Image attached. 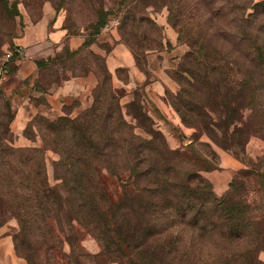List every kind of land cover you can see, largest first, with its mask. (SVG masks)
I'll return each instance as SVG.
<instances>
[{
    "label": "trees",
    "instance_id": "obj_1",
    "mask_svg": "<svg viewBox=\"0 0 264 264\" xmlns=\"http://www.w3.org/2000/svg\"><path fill=\"white\" fill-rule=\"evenodd\" d=\"M145 1L166 6L179 39L198 50L186 52L174 72L180 89L171 97L172 106L184 124L205 133L246 166L217 195L202 172L218 168V154L216 163L213 150L208 159L188 155L193 144L170 148L144 107L133 100L128 109L135 119L141 114L137 126L146 137L135 134L105 71L84 112L53 120L36 114L26 125L24 135L33 139L36 126L43 146L59 154L53 163L59 181L48 184L37 161L41 149L6 142L15 112L0 88V217H17L14 247L26 264H36L49 237L62 241L58 231L71 245L69 252H61L65 264H79V258L92 264H255L264 223L252 216L239 189L245 184L264 189V170L252 168L244 155L250 135L264 139V0ZM202 3L206 16L197 20ZM12 5L0 0V43L11 37L4 26L17 13ZM135 20L127 9L122 27ZM103 22L104 17L95 28ZM62 28L71 35L68 27ZM90 41L73 52L63 46L52 59L36 64L39 69L60 64L74 76L94 71L99 78L97 66L65 62ZM16 57L13 52L7 74L15 70ZM104 172L119 186L114 198L101 179ZM84 230L99 243L96 253L77 251L78 233Z\"/></svg>",
    "mask_w": 264,
    "mask_h": 264
},
{
    "label": "rangeland",
    "instance_id": "obj_2",
    "mask_svg": "<svg viewBox=\"0 0 264 264\" xmlns=\"http://www.w3.org/2000/svg\"><path fill=\"white\" fill-rule=\"evenodd\" d=\"M8 2L10 4H13L12 6H14V8L17 10V13L13 17H11L10 21L4 26L5 28H7L6 31L10 32L11 37L5 39L4 41H2V43H0V53L3 52L4 49L2 48L4 45H12V43L14 42V38L19 35L26 21L37 20L43 15V12L47 8L52 10V16L60 17L61 26L68 27L69 32L72 36H83L85 40H91V44H89L87 47H84L83 50H80L77 53L68 56L67 61H65L66 64L71 63V61H79L84 65H91L92 68L95 69L97 66L99 78L94 71L92 72L96 77V84L94 85V87L100 81V76L105 71H108L110 74L109 83L111 86V90L118 98V104L120 105L122 116L125 121L134 126V133L137 135L146 137V135L143 133V130L139 127L140 124L138 122V119L139 115L141 116V114L138 115V119H135L134 116L136 117V115L134 114L132 109L131 112L129 111L128 103L133 100L139 102L144 107L146 114H148L145 104L143 103L144 98L141 89H143L145 85L151 83L154 78H157V76H155L149 69L147 56L150 53H158L161 51L168 52L169 62L166 63L167 66L165 65L166 67H162V56H159L162 64L160 65L161 68H163L162 70L165 75H167L172 80V82L176 84V89L172 91L168 88H165L162 99L178 115L177 111L174 109L171 103V97H173L180 89V85L175 79L174 72L178 70L180 63L184 61V55L186 54V52L194 51L195 53H197L198 50L192 47L190 48L189 44L184 39H179L177 29L168 22V10L166 6L157 7L151 4L145 5V0H8ZM127 9L131 10V13L133 16H135L136 20L132 22L129 21V25L124 28L122 27L121 19L126 14ZM198 14L200 16H196L197 20H203L205 18L204 16H206V7L203 5V3L199 5ZM103 17L104 22L102 26H98L95 28L99 20ZM139 18L150 19L152 23L139 21ZM113 19L116 21L115 25L109 30H105L104 25ZM130 24L132 25L131 30ZM166 30L173 31L174 38L172 40L168 39ZM94 43L98 45L101 50L100 52L95 53L90 50V46ZM116 45H123L130 51L136 61L138 69L146 76L144 86L139 87L135 90L138 91L137 96L134 95L135 91H133L132 93H130L129 97H126V89L115 85L117 83H114L113 76L106 66L104 54L110 51L112 48L116 47ZM77 49H70V51H77ZM61 51L62 50H59L58 52ZM54 56L42 59H52ZM62 74H64L65 76L64 79H62ZM117 76L122 81H126L128 76L126 68H120L117 71ZM70 77L81 76H74L72 74V71L69 69L63 70L60 64H57L54 67H47L43 69H39L37 66V76L34 78V85L36 88L44 89L45 86L47 88V86H50L54 83H62L64 80H67ZM27 83L28 81L25 80L23 81L24 85L19 87L18 96L20 98L26 97ZM93 88L89 90L87 97H81L80 99L75 97L68 98L60 107L59 113L51 114L50 116H41L48 118L49 120H53L59 116L66 115L70 118L78 116L80 113L84 112L92 105L94 99L92 94ZM244 112L247 114L249 113V110H245ZM152 121L153 127L159 130L153 119ZM180 121L184 127L192 129L189 137H183L184 146L189 144L194 145V148L192 150H188V155L195 153L210 159L209 152L210 150H213L216 153L214 162L217 163L218 151L224 149L218 147L202 131L197 130L193 126L184 124L181 118ZM32 133L34 134L33 140L35 142V145L28 147L41 149V154L37 156V161L42 162V167L48 184H56L59 180L54 179L53 163L54 161L58 160L59 154L50 147L45 148L43 146L42 137L39 134L36 126L32 128ZM181 136L183 135L181 134ZM5 137V140L8 144L12 145L13 147H21L14 146V144L11 142L12 136L10 135V131H7ZM201 142L207 143L210 146L209 149H204V147L201 146ZM248 147H252L254 149L252 154L248 152ZM244 155L247 162L252 168L264 170V139L260 136L258 137L256 135H250L245 144ZM245 166L246 164H244V167ZM101 179L107 187L110 195L114 198L119 191V186L116 180L109 177L105 172L101 176ZM239 190L241 197L251 205L252 216L256 219H262V222L264 223V189L258 186L254 187L251 184H245L244 186L241 185ZM10 219H13L15 221V225L13 226L11 231L13 240V234L18 231L17 217H15L14 215L6 216L3 218L0 217V223L6 222ZM74 224H76L75 221ZM53 225L54 228L57 227L55 222L53 223ZM58 233L62 241H60V239H55V237H49L44 241V244H42L41 247L39 246L40 258L37 259L36 264H65L64 258L61 257V252H69L71 245L66 240H63V233H60V231H58ZM78 235L80 236L78 240V252L83 250L90 253H96L100 249L99 243L91 233L84 230L81 233H78ZM46 246H50L51 248L46 249ZM15 252L26 262V259L20 253H18L16 250ZM115 263L120 264L119 262ZM79 264L92 263L88 260L79 258ZM255 264H264V234L262 244L256 251Z\"/></svg>",
    "mask_w": 264,
    "mask_h": 264
},
{
    "label": "crops",
    "instance_id": "obj_3",
    "mask_svg": "<svg viewBox=\"0 0 264 264\" xmlns=\"http://www.w3.org/2000/svg\"><path fill=\"white\" fill-rule=\"evenodd\" d=\"M51 16L52 10L47 8L37 20L25 22L23 29L12 43L14 46L22 48L23 60L16 64L12 73L0 81V88L4 96L12 103L15 112L9 129L12 136L11 142L14 146L35 145L34 140L24 135L23 131L36 114L47 116L57 114L68 98L87 97L89 90L96 84V77L90 72L85 76L70 77L62 83H54L47 88L45 86L44 89L35 87L34 78L37 76L36 61L38 59L54 56L63 46H67L71 50L77 49L85 40L83 36L67 35L66 30L61 26L60 17ZM166 32L168 39L172 40L174 38L173 31L166 30ZM5 47L6 45L2 49ZM90 50L95 53L101 51L96 43L90 46ZM104 55L106 66L113 76L114 83H117L115 85L126 89V97H129L130 93L137 88L144 86L146 76L138 69L133 55L123 45H116ZM159 56L163 58V65ZM147 58L149 69L157 78L141 89L143 103L158 129L164 134L169 147L179 148L184 144L183 137H189L192 129L184 127L176 112L162 99L165 88L172 91L176 89V84L165 75L161 68V65L166 67V63L169 62L168 52L150 53ZM120 68L127 70L126 81H122L117 76V71ZM25 80L28 81L26 84L27 94L26 97L20 98L18 90L20 86L24 85L23 81ZM253 150L252 147H248L250 154L253 153ZM243 167L244 164L232 152L219 150L218 168L204 171L202 174L210 181L214 192L221 195L233 175ZM14 225L13 219L0 223V264H26L25 260L18 256L14 250L11 236Z\"/></svg>",
    "mask_w": 264,
    "mask_h": 264
},
{
    "label": "built area",
    "instance_id": "obj_4",
    "mask_svg": "<svg viewBox=\"0 0 264 264\" xmlns=\"http://www.w3.org/2000/svg\"><path fill=\"white\" fill-rule=\"evenodd\" d=\"M116 21L113 19L104 25L105 30H109L115 25ZM13 52H16L17 57L14 59L15 64H19L23 60V50L20 46H14L12 49L9 45H7L2 54L0 55V81L5 79L7 74V63L13 56Z\"/></svg>",
    "mask_w": 264,
    "mask_h": 264
}]
</instances>
